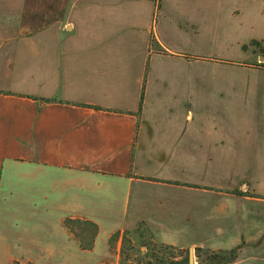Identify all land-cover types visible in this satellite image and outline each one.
Instances as JSON below:
<instances>
[{"label": "crops", "instance_id": "obj_1", "mask_svg": "<svg viewBox=\"0 0 264 264\" xmlns=\"http://www.w3.org/2000/svg\"><path fill=\"white\" fill-rule=\"evenodd\" d=\"M215 18L214 0H0V264H120L142 226L222 247L230 126L199 120L188 72ZM68 218L97 225L92 248Z\"/></svg>", "mask_w": 264, "mask_h": 264}, {"label": "rangeland", "instance_id": "obj_2", "mask_svg": "<svg viewBox=\"0 0 264 264\" xmlns=\"http://www.w3.org/2000/svg\"><path fill=\"white\" fill-rule=\"evenodd\" d=\"M214 11L213 52L200 50L188 72L196 77L199 120L230 126L232 144L225 148H230L232 161L224 163V170L222 162L215 163L216 185L223 184L219 175L224 173V187L230 190L224 214L216 211L227 241L221 248L204 249L235 254L228 264H264V0H214ZM244 14L239 28L237 21ZM230 15L237 18L231 20ZM120 249V264H159L156 257L169 262L175 254L174 261L187 264L190 256L189 249L187 253L158 242L145 226L126 232ZM194 254L195 264H214L208 254Z\"/></svg>", "mask_w": 264, "mask_h": 264}, {"label": "trees", "instance_id": "obj_3", "mask_svg": "<svg viewBox=\"0 0 264 264\" xmlns=\"http://www.w3.org/2000/svg\"><path fill=\"white\" fill-rule=\"evenodd\" d=\"M153 45H155L156 47L160 46L158 44V41L156 40H153ZM66 222L68 226L72 229V231L80 237L82 246L84 248L90 249L94 246L95 238L98 233V227L95 223L87 220L72 219V218H68ZM118 238L119 235H114L112 237V243H115V241H117ZM181 250H185V252L187 253L189 252L188 249H181ZM196 252L198 257L202 255L201 253L208 254L209 260L214 264H228L236 259L235 254L223 250L216 252V251H211L209 249H204L202 247H198L196 249ZM122 254H123V250H122ZM172 257L173 259L169 262L163 261L162 258H157V257H156V261H158L159 264H182V262H184V261H174V259L177 257L176 254L173 255Z\"/></svg>", "mask_w": 264, "mask_h": 264}, {"label": "water", "instance_id": "obj_4", "mask_svg": "<svg viewBox=\"0 0 264 264\" xmlns=\"http://www.w3.org/2000/svg\"><path fill=\"white\" fill-rule=\"evenodd\" d=\"M195 250L194 249H191L190 250V256H189V261L187 264H195L196 261H195V254H194Z\"/></svg>", "mask_w": 264, "mask_h": 264}]
</instances>
